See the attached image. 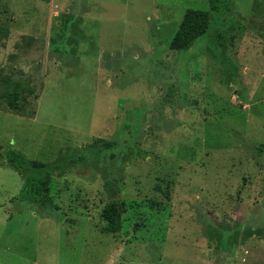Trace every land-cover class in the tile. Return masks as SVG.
<instances>
[{
    "label": "rangeland",
    "instance_id": "1",
    "mask_svg": "<svg viewBox=\"0 0 264 264\" xmlns=\"http://www.w3.org/2000/svg\"><path fill=\"white\" fill-rule=\"evenodd\" d=\"M229 2L0 0V264H264V2ZM187 8L209 31L171 50ZM18 80L32 114L1 100ZM95 139L137 148L51 175L47 207L5 163Z\"/></svg>",
    "mask_w": 264,
    "mask_h": 264
},
{
    "label": "trees",
    "instance_id": "2",
    "mask_svg": "<svg viewBox=\"0 0 264 264\" xmlns=\"http://www.w3.org/2000/svg\"><path fill=\"white\" fill-rule=\"evenodd\" d=\"M264 2V0H261ZM210 7L218 16H223L230 12L229 0H209ZM210 28V13L208 10L187 8L183 13L180 24L169 41L171 50H184L190 47L196 40L203 37ZM34 93L33 87L22 81H11L9 92L4 96L3 101L6 106L19 115L32 114L28 97ZM1 105V101H0ZM83 148L88 152H83ZM135 147L131 139L128 143L104 142L102 139H95L85 146L67 148L63 150L55 162L45 163L36 159H27L21 152L9 149L5 152V163L20 174L25 183L37 181L41 190V206H49L51 197L48 195L51 175L63 176L68 167L86 163L89 160L98 164L104 157L116 156L118 153L120 161L125 164L134 153ZM95 165V166H96ZM98 168V167H97ZM108 176V175H106ZM108 187L114 185L106 179ZM119 188V185H116ZM115 186V187H116ZM35 202L37 199H33ZM123 203L116 199V192L113 193L111 202L107 203L101 212V217L105 222L102 227L104 233H115L121 228Z\"/></svg>",
    "mask_w": 264,
    "mask_h": 264
},
{
    "label": "crops",
    "instance_id": "3",
    "mask_svg": "<svg viewBox=\"0 0 264 264\" xmlns=\"http://www.w3.org/2000/svg\"><path fill=\"white\" fill-rule=\"evenodd\" d=\"M246 262H247V259H246V260H244V262H243L242 264H246ZM250 264H252V263H250Z\"/></svg>",
    "mask_w": 264,
    "mask_h": 264
}]
</instances>
